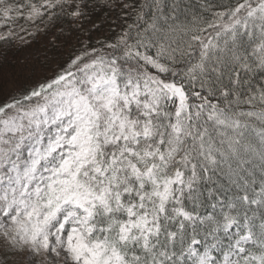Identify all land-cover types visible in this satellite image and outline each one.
Instances as JSON below:
<instances>
[{
  "label": "snow or ice",
  "instance_id": "1",
  "mask_svg": "<svg viewBox=\"0 0 264 264\" xmlns=\"http://www.w3.org/2000/svg\"><path fill=\"white\" fill-rule=\"evenodd\" d=\"M0 264H264V0H0Z\"/></svg>",
  "mask_w": 264,
  "mask_h": 264
}]
</instances>
